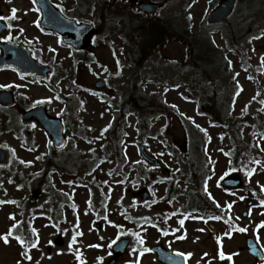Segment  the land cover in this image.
<instances>
[{"label":"rangeland","instance_id":"1","mask_svg":"<svg viewBox=\"0 0 264 264\" xmlns=\"http://www.w3.org/2000/svg\"><path fill=\"white\" fill-rule=\"evenodd\" d=\"M107 1L78 5V0H65L76 16L93 22L99 18L98 23L106 20L102 9ZM217 1L174 0L162 15L180 23L189 41L194 36L206 38V18ZM251 2L255 5L249 6ZM237 7L231 23L212 38L224 51L225 63L211 55L201 60L196 47L191 50L187 44L173 42L164 55L157 50L151 61L134 67L132 55L119 45L120 38H128L129 26L111 19L94 40L91 63L82 74L74 72L76 80L86 86L74 98L64 93L66 79L59 94L53 87L27 84L9 72L0 74V84L12 86L21 100L18 105H41L50 115L62 118L68 124L69 140L64 150L56 152L36 121L23 122L15 109L3 113L15 118L16 129L0 133V148L8 152L7 161L0 165V201H4L0 203V237L12 232L7 243L0 238V264H105L113 241L126 236L132 246L120 264H159L154 255L143 252L159 243L169 250L192 253L191 264H264L249 256L245 245L250 237L264 251V0H243ZM13 8L18 12L12 37L24 41L33 53L37 51L34 56L43 63L51 62L56 53V66L62 61L66 69L74 65L75 58H66L70 49L35 29L30 1L0 0L4 17H11ZM232 28L241 32L228 50L222 35ZM201 45L197 47L203 49ZM195 54L193 65L190 57ZM202 74L207 76L205 82ZM98 80L105 82L104 89L94 88ZM197 80L203 96L193 95L189 88L188 81ZM145 84L146 93H157L177 115L147 116L151 129L146 149L162 162L159 168L143 162L138 152L140 113L119 107L126 95L138 94ZM207 89L220 98L217 120L198 112ZM191 122L198 129L189 135ZM171 150L194 159L195 180L189 177V162L176 159ZM53 162L72 175L63 178L51 168ZM232 174H240L244 185L228 192L220 183ZM145 188L152 195L146 202L136 196ZM167 196L170 203L160 204ZM198 196L210 199L212 222L205 223L192 213L183 216L194 210L186 211L196 205ZM125 218L147 226L133 227L124 223ZM134 234L144 238V245L136 242ZM17 235L24 237L25 245L15 239Z\"/></svg>","mask_w":264,"mask_h":264},{"label":"water","instance_id":"2","mask_svg":"<svg viewBox=\"0 0 264 264\" xmlns=\"http://www.w3.org/2000/svg\"><path fill=\"white\" fill-rule=\"evenodd\" d=\"M237 0H225L220 6L217 7V9L214 10L209 16L210 23H225V21L228 19V17L232 14L234 10V5ZM144 8V7H143ZM145 11L148 14H151L152 16H155L157 14V9L155 8H146ZM46 19V18H45ZM48 26L51 28H55L59 32H62L64 34V38L66 42L72 43L76 49L78 50H86L88 47V39L93 35L92 28L89 27H83V28H77L73 36H77L76 38H73L72 36H69V32L66 30V25L63 23H60L59 21H55V18L52 15H49L48 18L45 20ZM40 71H36L35 73L38 74ZM99 88L103 87V83L100 82L96 85ZM7 104H12L7 103ZM37 113V115H35ZM34 116V117H33ZM37 119L45 128V130L51 135L55 142L56 148H62L65 144V138L63 134V127L60 121L50 118L47 113L44 110H37L34 112H31L25 116L26 120L30 119ZM142 155L143 158L146 159L149 163L153 165H159L160 163L156 161V159L151 158L148 156V154L142 149ZM6 158V155L0 150V163H2ZM223 185L232 188V187H239L241 185V180L237 177H232L230 179H224ZM140 195H144V199L148 198V195L140 193ZM247 244L249 245L250 253L256 256L258 259H263V255L258 250L257 245H254V242L252 240H248ZM130 245V240L126 239V241H122L121 243H118L115 247V257L109 264H115L117 258L119 255L124 254L126 252L127 247ZM155 251L158 253V260L161 262H164L166 264H170L172 262L171 254H169L167 251L162 249L160 246L155 248ZM176 262V261H175ZM173 262V263H175ZM176 264H178L176 262Z\"/></svg>","mask_w":264,"mask_h":264},{"label":"snow or ice","instance_id":"3","mask_svg":"<svg viewBox=\"0 0 264 264\" xmlns=\"http://www.w3.org/2000/svg\"><path fill=\"white\" fill-rule=\"evenodd\" d=\"M16 12H17V9H15V8H13L12 9V16L10 17L11 19H15L16 18ZM9 17H3V16H0V20H5V19H10ZM189 19H191V16H189ZM8 27H11V25L9 24L8 25ZM7 40H9V41H11V37L9 36V37H7L6 38ZM0 87H9L8 85H0ZM28 163H31V162H28ZM255 163H257V164H259L260 162L259 161H255ZM251 174V173H250ZM0 203H4V201H0ZM262 203H264V202H262ZM13 219H14V217H12ZM219 217H217V219H218ZM181 224H183V221H181L180 222ZM261 227H264V222H262L261 223ZM32 231L35 233L36 232V230L35 229H32ZM239 231H241V232H246L247 231V229H245V228H240L239 229ZM12 234V232H11V230H10V232L8 233V234H5V235H3L2 237H0V238H2L4 241H5V243H7L8 242V239H9V236ZM81 235H82V233H80ZM134 235H136V242L138 243V244H140V245H144V243H145V241H144V238L143 237H140L139 236V234H134ZM182 238V237H181ZM15 239L21 244V245H25L26 244V240L24 239V237L23 236H20V235H17V236H15ZM72 240H73V242H75V236H73V238H72ZM37 242H38V240H37ZM113 243H115V241H113ZM36 246V244H32L31 245V247H35ZM93 247H99V245H92ZM133 251H136V249L133 247ZM151 251V249H149V248H143V252H150ZM143 252L141 253V255L143 254ZM22 254H24V253H22ZM176 255H178V256H181V257H184L185 255H187V256H191L192 255V253H187V254H185V253H183V252H177L176 253ZM206 255V254H205ZM220 257L223 259V258H225V254L223 253V251H221L220 252ZM28 259H31V257L30 256H28L27 257ZM102 259V258H101ZM228 259H231V255H229L228 256ZM81 264H83V261H81ZM137 264H139V261H137Z\"/></svg>","mask_w":264,"mask_h":264},{"label":"trees","instance_id":"4","mask_svg":"<svg viewBox=\"0 0 264 264\" xmlns=\"http://www.w3.org/2000/svg\"><path fill=\"white\" fill-rule=\"evenodd\" d=\"M153 32H154V40L156 41H158V43H163V42H165V40H166V36H167V32H165L163 29H161V28H157V29H154L153 30ZM143 35H142V37L141 38H138V42H137V44H143V49H144V52L143 53H145L146 52V47L144 46L145 44H144V40H143ZM228 39L230 38V40H232V41H236V39H237V35L233 32L232 34H231V36L229 37V36H226ZM147 102L149 103V105H151V106H155L156 105V99H154V98H152V100L150 101L149 99L147 100ZM211 104V103H210ZM209 106V107H208ZM207 107L204 105V107H203V111L205 112V114H206V116L208 115L209 117H211L212 119L213 118H218V112H219V110H217V108H216V106H214V104H212V105H208ZM134 107H136L135 106V104H134ZM137 108V107H136ZM145 124V123H144ZM190 167H191V169H192V171H194V166L193 165H190Z\"/></svg>","mask_w":264,"mask_h":264},{"label":"bare ground","instance_id":"5","mask_svg":"<svg viewBox=\"0 0 264 264\" xmlns=\"http://www.w3.org/2000/svg\"><path fill=\"white\" fill-rule=\"evenodd\" d=\"M62 241H60L59 243H61Z\"/></svg>","mask_w":264,"mask_h":264}]
</instances>
